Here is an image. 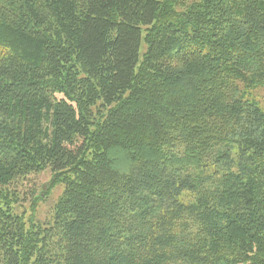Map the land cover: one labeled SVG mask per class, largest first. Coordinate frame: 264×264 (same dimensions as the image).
<instances>
[{
	"label": "trees",
	"instance_id": "16d2710c",
	"mask_svg": "<svg viewBox=\"0 0 264 264\" xmlns=\"http://www.w3.org/2000/svg\"><path fill=\"white\" fill-rule=\"evenodd\" d=\"M260 90L264 0H0V264H264Z\"/></svg>",
	"mask_w": 264,
	"mask_h": 264
},
{
	"label": "rangeland",
	"instance_id": "374dc122",
	"mask_svg": "<svg viewBox=\"0 0 264 264\" xmlns=\"http://www.w3.org/2000/svg\"><path fill=\"white\" fill-rule=\"evenodd\" d=\"M261 105L264 107V90L258 92ZM52 172L46 170L40 174H33L24 179H19L10 186L14 194L13 210L30 223H51L53 209L63 194V186L50 185Z\"/></svg>",
	"mask_w": 264,
	"mask_h": 264
}]
</instances>
